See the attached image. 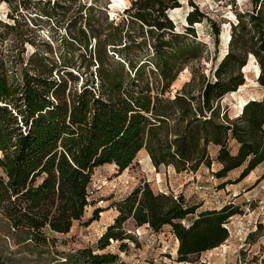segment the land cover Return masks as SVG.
<instances>
[{"label":"trees","instance_id":"1","mask_svg":"<svg viewBox=\"0 0 264 264\" xmlns=\"http://www.w3.org/2000/svg\"><path fill=\"white\" fill-rule=\"evenodd\" d=\"M12 1L27 8L29 0H0ZM95 2L99 5L45 2L46 17L61 14L66 20L73 14L64 29L65 52L48 45L27 54L26 23L9 14V21L0 18V216L13 235L41 246L49 234L65 235L75 223L88 226L98 218L102 211L96 208L84 221L93 205L96 168L111 165L120 174L143 150L156 170L194 173L204 166L219 180L240 170L220 189L238 184L264 162V100L246 101L234 118L221 111L224 96L244 84L241 69L248 55L264 84V0H249L251 9L235 10L230 48L211 69L212 78L198 66L174 92L179 73L202 54L193 24L209 22L215 50L219 26L191 4L184 18L188 27L177 32L168 11L180 7L178 0H133L119 22ZM77 23L75 35L71 29ZM232 141L235 152L229 149ZM113 207L117 215L95 249L74 255L83 264H116L117 255L101 252L110 242H119L121 251L124 241L134 242L128 225L147 226L153 233L169 228L178 242L176 261L190 263L222 245L229 219L243 214L232 203L197 213L199 205H187L182 195L155 192L147 182ZM0 264L6 263L0 258Z\"/></svg>","mask_w":264,"mask_h":264},{"label":"rangeland","instance_id":"2","mask_svg":"<svg viewBox=\"0 0 264 264\" xmlns=\"http://www.w3.org/2000/svg\"><path fill=\"white\" fill-rule=\"evenodd\" d=\"M47 0H29L25 2L27 8L18 4L0 2V18L5 21L13 15L19 22L26 23V53L34 49L45 51L48 45L56 52L62 50V41L67 39L64 29L67 19L73 16L68 14L66 20L61 14L56 17H46L49 13L45 5ZM87 4H98L96 0H85ZM106 6V15L119 22L125 16L123 10L130 6L133 0H97ZM180 7L168 11V15L176 24L177 32L184 33L188 27L185 23L186 14L191 11V4L196 5L209 19L219 26V45L215 50L213 34L208 21L193 24L195 42L201 45L202 54L199 59L191 60L172 85V92L180 89L191 78L190 70L204 71L206 77H211V69L217 65L230 48L227 44L232 32L229 23H236L235 10L238 13L251 9L249 0H178ZM52 4V0H51ZM99 5V4H98ZM16 10V11H15ZM59 13V12H58ZM84 13V12H83ZM87 14V13H86ZM96 18L101 16L95 13ZM109 17V16H108ZM25 28L22 27L21 30ZM79 23L71 30L77 35ZM134 32H137L134 27ZM188 36V41H193ZM94 42L92 41V44ZM79 48V47H77ZM93 50V48H92ZM82 51V50H81ZM59 52V51H58ZM79 51L75 52L78 55ZM55 57V53L53 54ZM77 58V57H76ZM259 66L250 55L241 69L244 84L235 92L228 93L221 101V111L228 110L231 118L236 117L240 106L248 100H264V84H260L257 77ZM242 109V108H241ZM236 143L229 145L234 152ZM216 150L210 149L214 158ZM219 168L212 165V171ZM240 170L232 171L225 179H216L204 166L197 172L176 173L172 167L160 166L157 170L152 166L145 152L141 151L133 163L122 173L116 167L104 165L94 170L91 201L93 205L86 209L84 221L92 217L93 210L99 208L102 212L98 218L88 226L75 223L69 233L65 235L49 234L46 246L38 245L26 239V236L13 235L10 227L0 216V258L6 264H83V261L74 255L82 249H95L96 242L106 228L113 223L117 215L113 205L128 195L135 187L143 182L149 183L155 192L171 193L174 196L182 195L187 205H199L197 213L205 210L219 209L227 203H232L242 210V215L229 219L226 227L229 231L228 239L219 247L201 253L191 258L190 263L176 261L178 242L175 236L165 227L160 233H153L147 226L134 228L128 225L134 242L124 241L123 251L119 249V242H110L101 253L117 255L116 264H264V162L251 174L236 185H228L220 189L219 185L227 179H235ZM190 218L185 221L189 223ZM250 235V236H249Z\"/></svg>","mask_w":264,"mask_h":264},{"label":"crops","instance_id":"3","mask_svg":"<svg viewBox=\"0 0 264 264\" xmlns=\"http://www.w3.org/2000/svg\"><path fill=\"white\" fill-rule=\"evenodd\" d=\"M232 143H234V142L232 141L230 144H232ZM235 151H236V147H235V149H234V152H235ZM261 164H262V163H261ZM261 164H260V165H261ZM260 165H259V166H260ZM257 167H258V166H257ZM255 169H256V168H255ZM255 169H254V170H255ZM254 170H253V171H254ZM253 171H252V172H253ZM252 172H251V173H252ZM251 173H250V174H251Z\"/></svg>","mask_w":264,"mask_h":264},{"label":"bare ground","instance_id":"4","mask_svg":"<svg viewBox=\"0 0 264 264\" xmlns=\"http://www.w3.org/2000/svg\"><path fill=\"white\" fill-rule=\"evenodd\" d=\"M244 104H242L241 106H240V110H241V108H242V106H243ZM240 113V112H239Z\"/></svg>","mask_w":264,"mask_h":264}]
</instances>
